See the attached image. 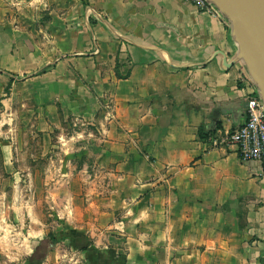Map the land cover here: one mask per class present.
<instances>
[{
	"label": "crops",
	"instance_id": "obj_1",
	"mask_svg": "<svg viewBox=\"0 0 264 264\" xmlns=\"http://www.w3.org/2000/svg\"><path fill=\"white\" fill-rule=\"evenodd\" d=\"M37 28L50 48L34 57L17 35L9 79L96 129V174L123 218L95 241L100 264H264L261 166L207 142L246 116L228 19L184 0H0V51L4 33Z\"/></svg>",
	"mask_w": 264,
	"mask_h": 264
},
{
	"label": "rangeland",
	"instance_id": "obj_2",
	"mask_svg": "<svg viewBox=\"0 0 264 264\" xmlns=\"http://www.w3.org/2000/svg\"><path fill=\"white\" fill-rule=\"evenodd\" d=\"M38 29L31 41L4 33L1 44L0 264H100L95 241L122 232L123 218L109 180L96 174V129L72 108H37L32 85L9 79L24 58L15 54L17 35L34 57L50 48L54 36Z\"/></svg>",
	"mask_w": 264,
	"mask_h": 264
},
{
	"label": "water",
	"instance_id": "obj_3",
	"mask_svg": "<svg viewBox=\"0 0 264 264\" xmlns=\"http://www.w3.org/2000/svg\"><path fill=\"white\" fill-rule=\"evenodd\" d=\"M227 18L239 58L264 104V0H210ZM244 102L243 107L246 108Z\"/></svg>",
	"mask_w": 264,
	"mask_h": 264
},
{
	"label": "built area",
	"instance_id": "obj_4",
	"mask_svg": "<svg viewBox=\"0 0 264 264\" xmlns=\"http://www.w3.org/2000/svg\"><path fill=\"white\" fill-rule=\"evenodd\" d=\"M200 12L220 17V11L210 0H184ZM245 84V120L233 131L216 130L207 138L213 148L234 145L242 161H256L260 164L264 179V104L252 81L242 78Z\"/></svg>",
	"mask_w": 264,
	"mask_h": 264
},
{
	"label": "trees",
	"instance_id": "obj_5",
	"mask_svg": "<svg viewBox=\"0 0 264 264\" xmlns=\"http://www.w3.org/2000/svg\"><path fill=\"white\" fill-rule=\"evenodd\" d=\"M49 66H46L44 68H42L41 70H39L38 72H36L35 74H38V73H41V72H44ZM199 136L201 138H205L207 136V134L203 133V130L202 129H199Z\"/></svg>",
	"mask_w": 264,
	"mask_h": 264
}]
</instances>
